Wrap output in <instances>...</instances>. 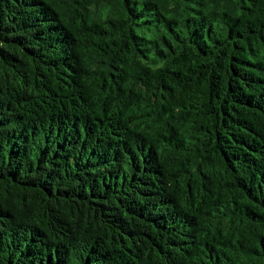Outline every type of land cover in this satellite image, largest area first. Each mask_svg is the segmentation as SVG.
<instances>
[{"label": "trees", "instance_id": "1", "mask_svg": "<svg viewBox=\"0 0 264 264\" xmlns=\"http://www.w3.org/2000/svg\"><path fill=\"white\" fill-rule=\"evenodd\" d=\"M0 264H264V0H0Z\"/></svg>", "mask_w": 264, "mask_h": 264}]
</instances>
